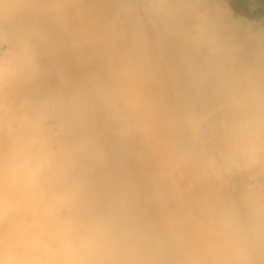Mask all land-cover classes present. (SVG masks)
Wrapping results in <instances>:
<instances>
[{
	"label": "clouds",
	"instance_id": "clouds-1",
	"mask_svg": "<svg viewBox=\"0 0 264 264\" xmlns=\"http://www.w3.org/2000/svg\"><path fill=\"white\" fill-rule=\"evenodd\" d=\"M0 264H264V19L0 0Z\"/></svg>",
	"mask_w": 264,
	"mask_h": 264
},
{
	"label": "crops",
	"instance_id": "crops-1",
	"mask_svg": "<svg viewBox=\"0 0 264 264\" xmlns=\"http://www.w3.org/2000/svg\"><path fill=\"white\" fill-rule=\"evenodd\" d=\"M231 2L238 12L264 19V0H231Z\"/></svg>",
	"mask_w": 264,
	"mask_h": 264
},
{
	"label": "bare ground",
	"instance_id": "bare-ground-1",
	"mask_svg": "<svg viewBox=\"0 0 264 264\" xmlns=\"http://www.w3.org/2000/svg\"><path fill=\"white\" fill-rule=\"evenodd\" d=\"M242 14H245V13H242ZM246 15V14H245ZM261 18V17H260Z\"/></svg>",
	"mask_w": 264,
	"mask_h": 264
}]
</instances>
